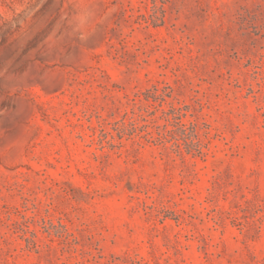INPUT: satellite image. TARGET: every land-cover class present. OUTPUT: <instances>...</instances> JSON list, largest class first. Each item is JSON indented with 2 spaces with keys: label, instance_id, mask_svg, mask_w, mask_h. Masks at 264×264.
<instances>
[{
  "label": "rangeland",
  "instance_id": "1",
  "mask_svg": "<svg viewBox=\"0 0 264 264\" xmlns=\"http://www.w3.org/2000/svg\"><path fill=\"white\" fill-rule=\"evenodd\" d=\"M0 264H264V0H0Z\"/></svg>",
  "mask_w": 264,
  "mask_h": 264
},
{
  "label": "clouds",
  "instance_id": "2",
  "mask_svg": "<svg viewBox=\"0 0 264 264\" xmlns=\"http://www.w3.org/2000/svg\"><path fill=\"white\" fill-rule=\"evenodd\" d=\"M76 19H77L76 30L81 33V38H85V33L83 29L88 23H90L91 14L89 11H82Z\"/></svg>",
  "mask_w": 264,
  "mask_h": 264
}]
</instances>
